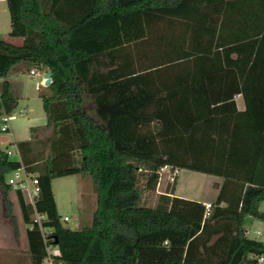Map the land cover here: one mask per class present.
I'll return each instance as SVG.
<instances>
[{
    "label": "trees",
    "instance_id": "trees-1",
    "mask_svg": "<svg viewBox=\"0 0 264 264\" xmlns=\"http://www.w3.org/2000/svg\"><path fill=\"white\" fill-rule=\"evenodd\" d=\"M6 0L0 37V112L17 99L5 77L20 62L51 71L39 90L46 122L15 142L36 172V210L14 191L31 264L46 244L55 264H257L264 241L243 233L264 217V0ZM233 5V8H232ZM234 10V18H229ZM238 14L239 18H238ZM244 102L238 108L235 95ZM0 146V187L19 163ZM222 177L210 212L174 194L140 202L139 177L154 187L161 166ZM93 181L89 223L64 226L52 179ZM166 241V242H164Z\"/></svg>",
    "mask_w": 264,
    "mask_h": 264
},
{
    "label": "rangeland",
    "instance_id": "rangeland-1",
    "mask_svg": "<svg viewBox=\"0 0 264 264\" xmlns=\"http://www.w3.org/2000/svg\"><path fill=\"white\" fill-rule=\"evenodd\" d=\"M10 16L6 0H0V37L12 39L9 35ZM12 80L11 90L17 97V103L9 120L10 131L0 130V144L2 147L12 145L15 140L29 138L30 126L44 124L46 121L39 90L45 89L39 84L43 75L42 70L35 74L28 72L24 62L18 63L8 73ZM6 115L0 112V118ZM0 120V125H1ZM16 153L10 158L17 159ZM9 173V172H8ZM7 173V174H8ZM222 177L188 168H180L176 179V191L182 195L214 201L217 194L216 184ZM52 190L60 217L67 215L68 220H61L64 226L79 228L90 222L96 207V193L93 181L87 174L74 173L57 176L52 179ZM170 184L161 180L159 186L149 187L143 177L138 179L140 202L152 205L155 203L159 191H164ZM260 209L264 211V200L260 202ZM250 227V236L264 241V217L248 215L245 220ZM14 191L9 187H0V264H31L27 249L26 227ZM253 229H259L261 234H255Z\"/></svg>",
    "mask_w": 264,
    "mask_h": 264
},
{
    "label": "built area",
    "instance_id": "built-area-1",
    "mask_svg": "<svg viewBox=\"0 0 264 264\" xmlns=\"http://www.w3.org/2000/svg\"><path fill=\"white\" fill-rule=\"evenodd\" d=\"M30 74H35L37 72V69L32 67L28 70ZM45 76L43 74L41 80L44 82ZM11 117V115H4L0 118L1 125L0 130L1 131H7L8 130V119ZM7 153L10 156L12 153H16L18 156L17 160L19 161L18 165L11 169L8 174L5 176V182L9 185V187L13 191H20L26 202H28L33 209V212L31 214V222L30 227L33 224H37L42 232L43 237L46 239L47 235L51 233V229L46 228L43 226V221L46 220V215L42 212H39L36 210L35 207V201L40 193V186H39V178L36 172H32L26 169L24 164L22 163L20 159V154L18 151V148L16 144H14V147L12 145L7 147ZM180 168L173 167L169 164H164L161 166L157 172V181L156 185L159 186L161 183V180L164 178L165 183H173L176 181L178 173ZM164 191H159V193H162ZM204 204V215H207L210 212L211 209V201H205ZM61 220H68L69 217L67 215H64L60 217ZM250 227H244L243 233L245 235H250ZM253 232L255 234H261V231L259 229H253ZM166 242V241H164ZM59 253V250L57 247H55L52 244H46V255L42 258L40 264H55L54 263V256ZM257 264H264V256L257 257Z\"/></svg>",
    "mask_w": 264,
    "mask_h": 264
},
{
    "label": "crops",
    "instance_id": "crops-1",
    "mask_svg": "<svg viewBox=\"0 0 264 264\" xmlns=\"http://www.w3.org/2000/svg\"><path fill=\"white\" fill-rule=\"evenodd\" d=\"M223 5H224V3L223 2H220V0H216V19H217V27H219L220 25H219V23H220V19L222 18V15L220 14V6H221V8L223 7ZM232 8H233V5H232ZM234 9V8H233ZM239 15L240 14H238L237 16H238V18H239ZM235 16H234V10L232 11V14H231V16L229 17V18H231V19H233ZM43 72V74L46 72V70H43L42 71ZM10 73V72H9ZM8 75L9 74H7V76L5 77L6 79H8L9 80V82H10V84L12 85V80H10L9 79V77H8ZM43 76V75H42ZM42 78V77H41ZM3 78L2 77H0V81L2 80ZM41 82H43L41 79H40V81H39V84L41 83ZM42 86H44V83H43V85ZM15 96V95H14ZM16 97V96H15ZM235 101H236V105H237V107L238 108H243L244 107V102H243V99H242V96H241V94L240 93H238V94H236L235 96ZM16 99H17V97H16ZM46 117V116H45ZM12 117H10L9 119H8V133H11V131H10V125H9V120L11 119ZM46 122V121H45ZM44 122V123H45ZM38 125H42V124H38ZM30 138V137H29ZM25 139H28V138H25ZM21 140H23V139H21ZM15 141H17V140H15ZM0 146H1V144H0ZM2 147V146H1ZM4 147H6V145L4 146ZM18 158V157H17ZM180 171V170H179ZM179 174V173H178ZM178 177V176H177ZM222 181V180H221ZM220 181V182H221ZM175 187H176V184H175ZM176 189V188H175ZM174 189V194L175 195H179V196H184V197H187V198H193V199H197V200H200V201H202V202H205V201H211L210 199L208 200H205V199H200V198H195V197H189V196H185V195H182V194H180V193H178L176 190ZM263 211V210H262ZM264 212V211H263ZM248 217V216H247ZM244 227H246V224L244 225ZM26 242H27V239H26ZM28 249V248H27Z\"/></svg>",
    "mask_w": 264,
    "mask_h": 264
},
{
    "label": "water",
    "instance_id": "water-1",
    "mask_svg": "<svg viewBox=\"0 0 264 264\" xmlns=\"http://www.w3.org/2000/svg\"><path fill=\"white\" fill-rule=\"evenodd\" d=\"M51 74H52V72L49 70L44 73V76L46 77L44 82H43L44 85H47L51 81Z\"/></svg>",
    "mask_w": 264,
    "mask_h": 264
}]
</instances>
